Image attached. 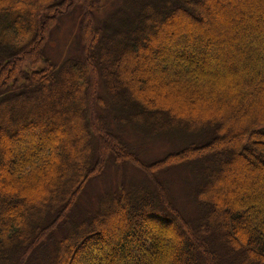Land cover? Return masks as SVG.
I'll return each instance as SVG.
<instances>
[{
    "label": "trees",
    "instance_id": "trees-1",
    "mask_svg": "<svg viewBox=\"0 0 264 264\" xmlns=\"http://www.w3.org/2000/svg\"><path fill=\"white\" fill-rule=\"evenodd\" d=\"M102 1L0 0V264H264V0Z\"/></svg>",
    "mask_w": 264,
    "mask_h": 264
},
{
    "label": "rangeland",
    "instance_id": "rangeland-1",
    "mask_svg": "<svg viewBox=\"0 0 264 264\" xmlns=\"http://www.w3.org/2000/svg\"><path fill=\"white\" fill-rule=\"evenodd\" d=\"M121 0H103L102 7L97 10V13L100 17H104L109 9L116 8L120 5ZM69 15V14H68ZM64 17L60 22L59 29L53 32V36L51 37L48 44V51L51 55V59L55 64H59L65 56L78 55L79 48L77 45V31H76V15H71ZM152 150L154 152L163 149L162 146L169 148V144L162 143L161 141L151 142ZM162 152H159L155 155H161ZM152 155V156H155ZM126 174V175H125ZM186 173L184 170H181L178 167L170 169L166 171V173L162 176L165 178L167 182H169L171 197L179 204L181 208H184L191 213L193 212L192 202L188 200L187 196L184 192L187 193V190H184L183 183L185 182ZM128 178L139 179V173L129 167L128 165H122L119 167V170L116 171L114 168H109L104 175L93 181L88 185L87 190H85L86 195L83 199V202H80L78 207L81 208H89L91 207V201L95 200L97 194L105 191L109 186L114 182H126ZM81 199V200H82ZM183 209V210H184Z\"/></svg>",
    "mask_w": 264,
    "mask_h": 264
}]
</instances>
